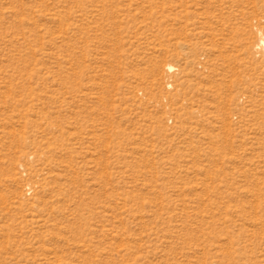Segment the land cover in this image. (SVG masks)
Returning a JSON list of instances; mask_svg holds the SVG:
<instances>
[{
    "label": "rangeland",
    "instance_id": "obj_1",
    "mask_svg": "<svg viewBox=\"0 0 264 264\" xmlns=\"http://www.w3.org/2000/svg\"><path fill=\"white\" fill-rule=\"evenodd\" d=\"M0 264H264V0H0Z\"/></svg>",
    "mask_w": 264,
    "mask_h": 264
},
{
    "label": "bare ground",
    "instance_id": "obj_2",
    "mask_svg": "<svg viewBox=\"0 0 264 264\" xmlns=\"http://www.w3.org/2000/svg\"><path fill=\"white\" fill-rule=\"evenodd\" d=\"M171 67V66H170ZM174 69V68H173ZM170 70H172V68H170Z\"/></svg>",
    "mask_w": 264,
    "mask_h": 264
}]
</instances>
